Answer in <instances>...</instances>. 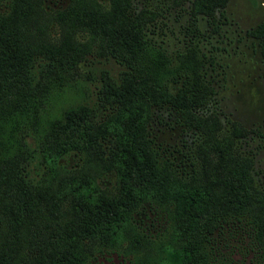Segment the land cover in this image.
<instances>
[{
	"label": "trees",
	"instance_id": "obj_1",
	"mask_svg": "<svg viewBox=\"0 0 264 264\" xmlns=\"http://www.w3.org/2000/svg\"><path fill=\"white\" fill-rule=\"evenodd\" d=\"M44 1L0 0V264H159L167 245L179 264H264V189L244 127L218 134L197 23L228 0L189 1L197 35L173 57L132 0ZM246 32L264 62V20ZM94 43L116 73L86 61ZM161 105L198 134L190 155L150 135Z\"/></svg>",
	"mask_w": 264,
	"mask_h": 264
},
{
	"label": "rangeland",
	"instance_id": "obj_2",
	"mask_svg": "<svg viewBox=\"0 0 264 264\" xmlns=\"http://www.w3.org/2000/svg\"><path fill=\"white\" fill-rule=\"evenodd\" d=\"M175 1V0H174ZM172 0H132L133 11L140 8L151 9L156 12L155 25L146 29L161 43L164 50L173 57L175 51L182 48L185 39L197 35V30L192 34H184L185 26L189 24L183 10L190 0H179L176 4ZM67 0H45V9L63 6ZM227 14L231 21L226 25V34H213L211 39L203 40V50L208 54L210 44L207 41H216L219 45L221 64L212 79L214 87L211 108L220 116L222 127L218 134H227L233 123H239L244 127L243 135L238 137V149L249 155L253 162V177L255 182L264 189V62L262 60L257 39L247 34L246 30L264 20V0H228L226 5ZM204 36L207 33L203 28L206 21H197ZM150 28V30H149ZM193 29V28H190ZM54 33V31H52ZM199 36V35H198ZM210 36V35H209ZM97 45L92 44L91 51L86 54L88 62L94 61L95 69L102 67L109 73H116L119 66L113 59L97 55ZM212 50V49H211ZM209 73L208 68L205 69ZM90 100V99H89ZM174 115L172 112L163 111L167 121ZM150 135L156 143L166 147L177 145L184 148L189 144V136L178 125H164L160 122L151 121L149 124ZM101 183L109 185L113 182V176L103 177ZM156 226L161 224L157 221ZM160 238V237H159ZM160 239H167L166 236ZM160 255V256H159ZM181 252L170 245L159 251L157 259L159 264H179ZM102 264H129L119 260V257L111 255Z\"/></svg>",
	"mask_w": 264,
	"mask_h": 264
},
{
	"label": "flooded vegetation",
	"instance_id": "obj_3",
	"mask_svg": "<svg viewBox=\"0 0 264 264\" xmlns=\"http://www.w3.org/2000/svg\"><path fill=\"white\" fill-rule=\"evenodd\" d=\"M226 5H227V3H226ZM226 5L224 6L225 19L224 18H220L219 16H217V19L215 20L214 24H208L207 20H205L206 21V26H205V28H203V30H205V32L207 33L206 36L208 37V39H211V36H213V34H217L219 36L221 34L222 35L226 34V25L230 24V21H231L229 15L227 14V10H226L227 6ZM185 14H186V12H185ZM186 17L188 18L187 21H189V14H186ZM190 38L192 39V37H189L188 39H190ZM186 41L187 40L185 39V42ZM207 43L210 44V46H209L210 49H208V52L209 51L210 52L208 53V55H212V58H210L209 61L206 62L207 63V68H208V71H209V73L206 74V77L210 78L211 81L214 82V79H212V77L215 74H219V71H216V69L218 67L222 66L220 53H218L219 49H222V47H220L219 45H215L216 41H211V42L207 41ZM168 108L169 107H167V106L161 105L160 107H158L156 109V111H155V113H156L155 114V116H156L155 122H160V124L169 125V126L178 125L189 136V144L187 146H185L184 148H181V147H179L177 145H174V144L171 145V146L167 145L165 148H166V150H171L172 153H170V155L174 153L176 157H184L185 156V152H187V154L190 155V152L192 151L191 148L193 147L194 142L197 140L198 134L194 131V129L185 127L183 124L179 123L177 121L175 115H172V118L169 119V122H168L167 121L168 119H166L167 117L163 116V111L166 110V112H167ZM159 119H160V121H159Z\"/></svg>",
	"mask_w": 264,
	"mask_h": 264
}]
</instances>
